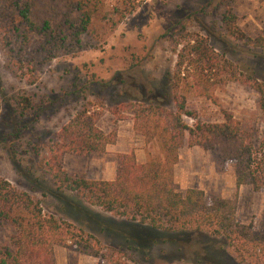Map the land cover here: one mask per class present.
<instances>
[{
  "label": "rangeland",
  "instance_id": "1",
  "mask_svg": "<svg viewBox=\"0 0 264 264\" xmlns=\"http://www.w3.org/2000/svg\"><path fill=\"white\" fill-rule=\"evenodd\" d=\"M121 2L110 0L106 12ZM227 8L237 16L245 35L264 36V0H145L117 25L95 21L85 37V50L43 66L34 85L11 74L0 52V178L35 198L44 214L72 225L101 248V257L93 258L55 247V264H111L114 257L127 264H238L221 238L169 233L113 217L70 193L58 192L43 173L46 143L80 109L97 115V128L105 134L113 132V145L118 146L108 151L106 146L102 154L65 155L63 169L68 176L109 181L115 177L118 156L133 153L143 163L147 155L159 156L157 142L145 140L142 128H134L131 111L147 93L167 97L164 105H172L169 78L176 54L188 40H204L237 71L264 82V52L245 47L222 30L220 17ZM37 11L44 17L43 11ZM38 40L31 36L30 52ZM207 85L208 97L188 95L187 107L211 122L220 121L221 111H227L261 142L264 117L258 95L238 83L211 79ZM16 93L32 95L41 107L37 114L16 116L11 101ZM173 180L180 193L195 189L206 200L217 196L234 201L236 221L264 235V191L237 187L233 166L218 164L214 152L187 147L185 137Z\"/></svg>",
  "mask_w": 264,
  "mask_h": 264
},
{
  "label": "trees",
  "instance_id": "2",
  "mask_svg": "<svg viewBox=\"0 0 264 264\" xmlns=\"http://www.w3.org/2000/svg\"><path fill=\"white\" fill-rule=\"evenodd\" d=\"M109 1L0 0V52L5 68L34 85L43 66L85 50V37L95 21L117 25L145 0H122L120 6L106 12ZM37 10L43 11L44 17H39ZM237 21L227 8L220 17L223 32L249 49L264 52V36L248 37ZM33 35L39 40L30 52ZM211 79L238 83L254 91L264 117V82L237 71L204 40H188L177 52L169 78L172 105H164L167 97L147 93L143 103L131 111L134 128H142L145 140L157 142L159 156L147 155L143 164H137L133 153L122 154L115 177L109 181L68 176L63 169L65 155L102 154L116 138L113 132L105 134L97 128V115L80 109L46 143L44 175L58 192L70 193L113 217L169 233L221 238L238 264H264V235L255 232L252 225L236 221L234 201L217 196L206 200L203 192L195 189L180 193L173 180L178 151L186 137L187 147L214 152L218 164L230 163L237 187L249 185L255 192L264 191V139L257 141L227 111H221L220 121L211 122L202 120L186 105L188 95L208 97ZM11 101L18 117L41 108L32 95L16 93ZM55 247L101 257L97 242L83 238L72 225L44 214L35 198L0 178V264H55ZM111 264L127 263L114 257Z\"/></svg>",
  "mask_w": 264,
  "mask_h": 264
},
{
  "label": "crops",
  "instance_id": "3",
  "mask_svg": "<svg viewBox=\"0 0 264 264\" xmlns=\"http://www.w3.org/2000/svg\"><path fill=\"white\" fill-rule=\"evenodd\" d=\"M117 138L119 139V136H118V135H117ZM117 146H118V144H117V145H110V146H107L106 151H108V150H112V148H114V147H115L114 150H116V149H117ZM135 158H136V162H137L138 164H142V163H143V161H139V160H138L137 156H136Z\"/></svg>",
  "mask_w": 264,
  "mask_h": 264
}]
</instances>
